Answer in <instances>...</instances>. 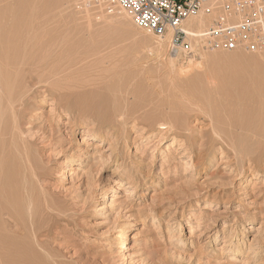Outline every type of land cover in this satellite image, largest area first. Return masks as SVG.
I'll return each instance as SVG.
<instances>
[{
  "label": "rangeland",
  "instance_id": "1",
  "mask_svg": "<svg viewBox=\"0 0 264 264\" xmlns=\"http://www.w3.org/2000/svg\"><path fill=\"white\" fill-rule=\"evenodd\" d=\"M113 3L0 0V54L11 49L12 63L33 55L38 64L8 94L23 98L13 103L26 144L15 140L13 147L8 130L0 131V264H264V144L261 159L252 150L261 135L264 143V49L202 50L194 39L195 57L179 51L175 63L212 55L199 75L204 80L177 79L162 65L171 55L167 46L151 56L147 48L158 38ZM54 80L57 88L46 83ZM104 117L117 128L107 133ZM228 124L241 125L230 130L236 142L248 139L239 143H248L247 153L224 136ZM76 155L81 159L62 179L66 159ZM122 223L123 253L112 243Z\"/></svg>",
  "mask_w": 264,
  "mask_h": 264
},
{
  "label": "bare ground",
  "instance_id": "2",
  "mask_svg": "<svg viewBox=\"0 0 264 264\" xmlns=\"http://www.w3.org/2000/svg\"><path fill=\"white\" fill-rule=\"evenodd\" d=\"M110 2H111V0H110ZM113 4H115V6H117L118 8H119V10H118V8H117V10L118 11H120V13L121 12H123L122 10H121V8L116 4V3H113ZM127 13H125L123 16H127L126 15ZM121 15V14H120ZM129 17H127V19H128ZM217 18H228L227 16H225L223 13H221V12H218V11H214L212 14H209V15H204L203 13H199L197 16H194V17H190V18H187L185 21H184V24H185V26H186V28H185V30L187 31V32H190V33H192V34H195V33H200V32H203V31H205L209 26H210V24H212V22L215 20V19H217ZM131 22H132V20L131 19H129ZM1 24V23H0ZM2 29V28H1ZM5 31V30H4ZM1 32V31H0ZM148 31H146V33H147ZM8 33V32H7ZM6 33V34H7ZM149 33V32H148ZM10 34V33H9ZM3 35V34H2ZM1 36V35H0ZM14 36V35H13ZM146 36V35H145ZM194 36H197V35H194ZM3 37V36H2ZM157 37V36H156ZM4 38H5V36H4ZM6 38H8V37H6ZM4 39V40H7V39ZM152 38V37H151ZM158 39H157V41L156 42H154L155 44H154V46L152 47H150L149 46V48H147L148 49V52L150 53V55L152 56V55H159L161 52H163L164 50H165V47L167 46V48H168V42H169V37L168 36H164V37H157ZM9 39V38H8ZM14 39V38H13ZM149 39V38H148ZM16 40V39H15ZM155 40V39H154ZM9 41V40H8ZM7 41V42H8ZM19 41V40H18ZM146 41V40H145ZM144 41V42H145ZM148 41V40H147ZM3 42H6V41H3ZM9 42H13V40H11V41H9ZM15 42V41H14ZM17 42V41H16ZM196 42V41H195ZM0 43H2V40L0 39ZM146 43V42H145ZM144 43V44H145ZM152 43V42H151ZM9 44V43H8ZM15 44V43H14ZM12 45V46H14V48H15V45ZM18 44H20V42L18 43ZM148 44V43H147ZM3 45H4V43H3ZM194 45H197V44H194ZM193 45V46H194ZM11 46V48H13ZM17 46V45H16ZM24 46H26V45H24ZM23 46V47H24ZM145 46H147V45H145ZM144 46V47H145ZM7 47V46H6ZM19 47V46H18ZM21 47H22V44H21ZM29 46H27V48H28ZM198 47V46H197ZM25 48V47H24ZM27 48L25 49V51L27 50ZM166 48V49H167ZM5 50V49H4ZM29 50V49H28ZM169 50V49H168ZM203 50V49H202ZM17 51V50H16ZM262 51V50H261ZM14 53V52H13ZM20 53V52H19ZM18 53V54H19ZM146 53V52H145ZM164 53H165V51H164ZM180 52L178 51V52H175V53H170L171 55H170V57L168 58V60L167 61H164V63H162V65L164 66V64L169 68V74H168V76H170V75H174L175 76V78H177V76L178 77H182V76H185V75H187V76H185V77H188V76H197L198 78H200L199 77V75L201 74V73H203L204 75H205V72H206V70H204L205 69V66H206V64H208L209 63V61H210V57L212 56H208L207 54H204V56H203V54L202 55H200L199 57H196V59H187L186 61V66L185 67H180V68H177V67H179L180 65H178V66H176V63H175V60H176V58L178 57V54H179ZM198 53V52H197ZM205 53V52H204ZM11 54H12V50L11 49H8V50H6V53H1L0 54V131H3L5 128L8 130V133H6L5 132V134H7V135H9V141L11 140V145H12V143L14 142H16L15 140H17V141H19L20 142V144L22 143V145H25L26 143V139H24L23 137H24V132H22V127H21V125L22 124H20L21 122H20V118H22V117H20L19 118V116H18V112H17V110H15L16 109V106H14V104H17V102H19L20 100H22L20 97V100H18L17 101V99H13L14 101H17V102H14L13 103V100H10V97H8V94H10L17 86H19V85H16V84H18V82H20L23 78H24V75L26 74V71H30V74L34 71V69L35 68H37L38 67V64H36V62L35 61H33L32 60V56L33 55H31V57L29 56V57H27V56H22V58H20L16 63H15V61L12 63V58H11V60H10V57H11ZM26 54V53H25ZM14 55L16 56V53H14ZM20 55V54H19ZM199 55V54H198ZM138 56H141V55H138ZM213 56H214V54H213ZM17 57H21V56H18L17 55ZM160 57V56H159ZM195 57V56H194ZM15 58V57H14ZM133 58V57H132ZM139 58V57H138ZM162 58V57H161ZM197 58H198V60H197ZM213 59H214V57H212ZM129 59V58H128ZM165 59V58H164ZM17 60V59H16ZM134 60V59H133ZM137 60V59H136ZM149 60H150V58H149ZM155 60V59H154ZM153 60V61H154ZM130 61V60H129ZM152 61V60H151ZM263 61V60H262ZM37 65V67H36V65H34V63ZM160 63V62H159ZM178 63V62H177ZM161 64V63H160ZM178 64H180V63H178ZM136 65V64H135ZM184 65V64H183ZM44 67V66H43ZM42 67V68H43ZM132 69V68H131ZM42 70V69H41ZM40 70V71H41ZM146 70V69H145ZM209 71V70H208ZM168 72V71H167ZM42 74H44V73H42ZM41 74V75H42ZM148 74H150V73H148ZM190 74V75H189ZM207 74V73H206ZM28 76H29V74H27ZM211 75V74H210ZM27 76V77H28ZM31 76V75H30ZM149 76V75H148ZM249 76V75H248ZM26 77V76H25ZM26 77V78H27ZM196 77V78H197ZM205 77H207V76H205ZM46 78V77H45ZM171 78V77H170ZM173 78V77H172ZM175 78H173V79H175ZM189 78V77H188ZM197 78V79H198ZM211 78H213V77H211ZM210 78V79H211ZM216 78V77H215ZM214 78V79H215ZM40 79V78H39ZM48 79V78H47ZM47 79H46V81H47ZM50 79V78H49ZM178 79V78H177ZM200 79H202V77L200 78ZM207 79H209V78H206V80ZM209 79V80H210ZM258 79V78H257ZM182 80V79H181ZM181 80H179V81H181ZM204 79H202V81H203ZM206 80H205V82H206ZM213 80V79H212ZM49 81V80H48ZM199 81V80H198ZM208 81V80H207ZM54 82H55V80L54 81H51V82H46V83H48V85H49V83L51 84L52 83V85H51V87L54 85ZM199 82H201V81H199ZM232 82H234V81H232ZM255 82V81H254ZM253 82V83H254ZM56 83V82H55ZM208 83H210V82H208ZM213 83H214V81H213ZM170 84H172V83H170ZM203 84H205V83H203ZM231 84V83H230ZM235 84V83H234ZM56 85H57V83H56ZM59 85V84H58ZM213 85V84H212ZM258 85V84H257ZM24 86H25V84H24ZM55 86V85H54ZM204 86H206V84L204 85ZM210 87H211V85H209ZM262 86V85H261ZM56 87V86H55ZM58 87V86H57ZM56 87V88H57ZM200 87H202V85H200ZM227 87V86H226ZM230 87V86H229ZM234 87V86H233ZM25 88V87H24ZM142 88V87H141ZM213 88V87H212ZM212 88H210V89H212ZM230 88H232V86L230 87ZM20 89V88H19ZM21 89H22V87H21ZM30 89V88H29ZM49 89H51V88H49ZM59 89V88H58ZM61 89V88H60ZM128 89V88H127ZM200 89V88H199ZM209 88H207V90H208ZM237 89V88H236ZM22 90H24V89H22ZM26 88H25V92H26ZM52 90V89H51ZM140 90V89H139ZM196 90V89H195ZM202 90V89H201ZM223 90V89H222ZM230 90V89H229ZM255 90V89H254ZM258 90V89H257ZM16 91H18V90H16ZM22 92V94L23 93H25V92ZM120 91V90H119ZM262 91V90H261ZM21 92V91H20ZM20 92L18 93L19 95H22V94H20ZM61 92V91H60ZM117 92H118V90H117ZM197 92V91H196ZM201 92V91H200ZM211 92V91H210ZM217 92H219V91H217ZM242 92V91H241ZM236 93V92H235ZM118 94V93H117ZM208 94V93H207ZM225 94V93H224ZM227 94V93H226ZM14 95V94H13ZM12 95V96H13ZM15 95H16V93H15ZM28 95V94H27ZM126 95V94H125ZM141 94H139V96H140ZM143 95V94H142ZM216 95V94H215ZM235 95V94H234ZM197 96V95H196ZM219 96V95H218ZM224 96V95H223ZM223 96H222V98H223ZM239 96V95H238ZM237 96V97H238ZM5 97V101H7V103L5 104V102L3 103V98ZM22 97H23V95H22ZM113 97H115V95L113 96ZM209 97V96H208ZM211 97V96H210ZM209 97V98H210ZM214 97V96H213ZM236 97V96H235ZM237 97H236V99H237ZM243 97V96H242ZM241 97V98H242ZM255 97V96H254ZM258 97V96H257ZM256 97V98H257ZM9 98V99H8ZM25 98V97H24ZM28 98V97H27ZM121 98V97H120ZM137 98H139V97H137ZM205 98V97H204ZM215 98V97H214ZM225 98V97H224ZM125 99V98H124ZM139 99H141V98H139ZM190 99V98H189ZM192 99V98H191ZM200 99V98H199ZM207 99V98H206ZM230 99V98H229ZM228 99V100H229ZM246 99V98H245ZM255 99V98H254ZM258 99H260L259 97H258ZM264 99V98H263ZM28 100H30V99H27V102H28ZM193 100V99H192ZM212 100V99H211ZM216 100V99H215ZM220 100H221V98H220ZM257 100V99H256ZM113 101H115V100H113ZM195 101V100H194ZM193 101V102H194ZM200 101V100H199ZM206 101L207 100H205V103H206ZM232 101V100H231ZM235 101V100H234ZM237 101V100H236ZM235 101V102H236ZM238 101H239V99H238ZM260 101V100H259ZM261 101H262V99H261ZM118 102V101H117ZM122 102H123V99H122ZM124 102H125V100H124ZM225 102V101H224ZM227 102V101H226ZM241 102V101H240ZM245 102V101H244ZM244 102H243V100H242V102H241V104L243 103L244 104ZM21 103V102H20ZM32 103V102H31ZM114 103V102H113ZM112 103V104H113ZM116 103V102H115ZM114 103V105H117L118 106V104H115ZM199 103V102H198ZM201 103H203V102H201ZM216 103V102H215ZM214 103V104H215ZM254 103V102H253ZM256 103H258V102H256ZM262 103V102H261ZM260 102L258 103V105L259 104H261ZM33 104V103H32ZM125 104V103H124ZM212 104V103H211ZM228 104V103H227ZM232 104V103H231ZM238 104V103H237ZM26 105V104H25ZM114 105H112L113 107H114ZM126 105V104H125ZM194 105V104H193ZM204 105V104H203ZM203 105H201L200 104V106H203ZM206 105H209L210 106V103H207ZM205 105V106H206ZM229 105V104H228ZM247 105V104H246ZM257 105V106H258ZM24 106V105H23ZM32 106H34V105H32ZM124 106V105H123ZM134 106V105H133ZM208 106V107H209ZM239 106H240V104H239ZM260 106H262V105H260ZM20 107V106H19ZM18 106H17V108H19ZM125 107H127V106H125ZM130 107V106H129ZM145 107V106H144ZM149 107V106H148ZM154 107V106H153ZM195 107V106H194ZM211 107V106H210ZM225 107V106H224ZM223 107V109L225 110V108ZM229 107V106H228ZM227 107V108H228ZM250 107V106H249ZM256 107V106H255ZM134 108V107H133ZM202 108H204V107H202ZM213 108H214V106H213ZM221 108V107H220ZM220 108H219V110H220ZM234 108V107H233ZM232 108V109H233ZM262 108V107H261ZM102 109L104 110V107L102 106ZM112 109V108H111ZM119 109V108H118ZM125 109V108H124ZM197 109H198V107H197ZM215 109V108H214ZM218 109V108H217ZM238 109V108H237ZM264 109V108H263ZM123 110V109H122ZM126 110V109H125ZM203 110V109H202ZM231 110V109H230ZM245 110V109H244ZM20 111L21 112H26V111H22V108L20 109ZM105 111V110H104ZM117 111V110H116ZM185 111H187V110H185ZM198 111H200V110H198ZM204 111V110H203ZM202 111V112H203ZM209 111V113H212V112H214V111H216L215 113H217L218 111L217 110H212L211 109V111L210 110H208ZM221 111V110H220ZM219 111V113H222V112H220ZM233 111V110H232ZM240 111V110H239ZM241 111H243V110H241ZM246 111V110H245ZM142 112V111H141ZM175 112V111H174ZM178 112V111H177ZM181 112V111H180ZM202 112H201V114H202ZM207 112V111H206ZM261 112H262V109H261ZM260 112V119H261V121H263L264 122V118H262L263 117V114ZM97 113V112H96ZM121 113H122V111H121ZM120 113V114H121ZM190 113V112H189ZM208 112H207V114H209ZM224 113V112H223ZM253 113V112H252ZM10 115L9 117H10V122H11V124L10 125H8V124H5L4 123V119H5V116H8V115ZM95 114V113H94ZM162 114V113H161ZM229 114V113H228ZM228 114H227V116H228ZM251 114V113H250ZM258 114V113H257ZM79 115V114H78ZM212 115V114H211ZM216 115V114H215ZM217 115H218V113H217ZM239 115L241 116V114L239 113ZM99 116V115H98ZM113 116H114V114H113ZM119 116H121V115H119ZM123 116V115H122ZM124 116H125V114H124ZM229 116H231V115H229ZM229 116H228V118H229ZM233 116V115H232ZM244 116H245V113H244ZM243 116V117H244ZM254 116V115H253ZM256 116H258V115H256ZM106 117V116H105ZM105 117H104V119L102 120L103 121V123H101V124H104V128H105V131H107V133L109 132V131H111V130H113V129H116L117 127V123H115L114 121H111V120H108V121H106V119H105ZM168 117V116H167ZM8 118V117H7ZM99 118V117H98ZM97 118V119H98ZM116 118V117H115ZM178 118V117H177ZM187 118V117H186ZM213 121H214V116H212V117H210ZM249 118V117H248ZM247 118V119H248ZM256 119H257V117H255ZM255 118H253V120L255 119ZM258 118H259V116H258ZM9 119V118H8ZM123 119V118H122ZM245 119H246V117H244V122H245ZM90 120V119H89ZM165 120V119H164ZM167 120V119H166ZM177 120V119H176ZM182 120V119H181ZM212 120H210V121H212ZM221 120V119H220ZM223 120V119H222ZM240 120H242L241 118L238 120L237 119V121L239 122ZM23 121V120H22ZM101 121V122H102ZM186 121H188L187 119H186ZM247 121V123H248V120H246ZM250 121H252V118H251V120ZM257 121V120H256ZM259 122L260 123V125L262 126V124L261 123H263V122ZM231 122V121H230ZM258 122V121H257ZM93 123H94V121H93ZM216 123V122H215ZM221 123H222V121H221ZM240 123V122H239ZM246 123V124H247ZM256 123V122H255ZM24 124V123H23ZM96 124V123H95ZM167 124V123H166ZM177 124V123H176ZM175 124V125H176ZM213 125H214V123H212ZM219 124V123H218ZM218 124L216 125V127L218 126ZM224 123H222V124H220L221 126L223 125ZM241 124H243V122L241 121ZM258 124V123H257ZM257 124L253 127V126H251V127H249L250 128V130L252 131V127H253V130L255 129V130H257L258 129V127L260 126H258L257 127ZM93 125V124H92ZM190 125V124H189ZM219 125V126H220ZM250 125V123H248V126ZM23 126V125H22ZM28 126V125H27ZM97 126V125H96ZM224 126H225V124H224ZM228 126H229V133L228 134H224V136L227 138V139H229L230 140V142H232V145L234 146V145H238L241 149H243L242 150V152H244L247 148H249L247 145H248V143L246 144L245 142L248 140L245 136H239V137H241V139H242V137H244L245 139H247L246 141H245V139L243 138L242 140H244L245 142L244 143H242V144H239L240 143V141H241V139L240 138H238L237 140H240L239 141V143H238V141L236 142L235 141V135L233 136L232 135V131L230 130V129H232V128H234L235 126L234 125H232V124H228ZM234 126V127H233ZM247 126V125H246ZM247 126V127H248ZM181 127V126H180ZM241 128V125H239V126H236L235 128ZM264 127V126H263ZM222 128H223V126H222ZM227 126H226V130H227ZM245 128V127H244ZM243 128V129H244ZM249 128H245L246 130L247 129H249ZM262 128V127H261ZM173 129V128H172ZM179 129V128H178ZM224 129V128H223ZM6 130V131H7ZM233 130V129H232ZM246 130H244V131H246ZM252 131V132H254L252 135H254L255 136V140H256V137H260L257 133V131L259 130H257V131ZM263 130V129H262ZM117 131V130H116ZM179 131V130H178ZM215 133L214 134H216V136H218L219 138H221L220 137V134H219V131H218V129L217 128H214V130H213ZM241 131V130H240ZM261 131V130H260ZM264 131V130H263ZM103 132V131H102ZM115 132V131H114ZM114 132H113V134H114ZM117 132H119V131H117ZM247 132V131H246ZM257 132V133H256ZM262 132V131H261ZM261 132H259V133H261ZM1 133V132H0ZM24 133V134H23ZM251 133V132H250ZM4 134V133H3ZM23 134V135H22ZM104 134H105V132H104ZM119 134V133H118ZM262 134V133H261ZM264 134V133H263ZM1 135V134H0ZM108 135V134H107ZM250 135V134H249ZM2 136H4V135H2ZM23 136V137H22ZM246 136H248V134L246 133ZM251 136V135H250ZM5 137V136H4ZM106 137V136H105ZM262 137H263V135H261V139H262ZM1 138V137H0ZM28 138V137H27ZM225 139V138H224ZM258 139V138H257ZM260 139V140H261ZM264 139V138H263ZM1 140H2V138H1ZM259 140V139H258ZM257 140V143L255 144V146H254V143H253V145H251L250 147H252V146H254V147H252L253 149V156H254V158H258V159H261V153H262V151H263V147H264V145H263V147H262V144H264L263 142H261L260 140L258 141ZM222 142H223V140H221ZM225 141V140H224ZM251 140H249V142H250ZM1 142H3V141H1ZM28 142V141H27ZM241 142H243V141H241ZM248 142V141H247ZM7 143V142H6ZM18 143V142H17ZM17 143H16V145H17ZM10 144V142L8 143V145ZM31 144V143H30ZM29 144V142H28V145H30ZM231 144V143H230ZM250 144V143H249ZM8 145H7V147H8ZM3 147H4V145H2ZM13 146V145H12ZM18 146H19V143H18ZM14 147V146H13ZM239 147H238V149H239ZM8 148H11L10 146L8 147ZM25 149H26V146L24 147ZM3 149V148H2ZM13 149V148H12ZM15 149H16V147H15ZM236 149V148H235ZM245 149V150H244ZM250 149V148H249ZM6 150H7V148H6ZM5 150V151H6ZM9 150V149H8ZM248 150V149H247ZM249 151V150H248ZM27 152H31V151H28L27 150ZM246 152V151H245ZM8 153V152H7ZM14 153H15V151H14ZM21 153H23V152H21ZM26 153V152H25ZM247 153V152H246ZM252 153V152H251ZM27 154V153H26ZM26 154H25V157H26ZM29 154V153H28ZM263 154V153H262ZM0 155H2V151H0ZM17 155V154H16ZM20 156H21V154H20ZM23 156H24V153H23ZM242 156V155H241ZM27 157H28V155H27ZM243 157V156H242ZM3 158V157H2ZM16 159H17V157H16ZM29 159V158H28ZM79 159H81L78 155H76V157L75 158H73V157H69V158H67L66 159V161H67V164H66V167H65V169H63V171H62V175H61V177H62V179H64L66 176H68V175H70L71 173H70V171H71V165H72V163H74V162H77L76 160H79ZM5 160H7V159H5ZM4 160V161H5ZM19 160H21V159H19ZM23 160V159H22ZM34 160V159H33ZM243 160V159H242ZM245 160V159H244ZM255 160V159H254ZM3 161V159H2V161L1 162H4ZM24 161H26L25 160V158H24ZM23 161V162H24ZM29 161V160H28ZM249 161V160H248ZM19 162V161H18ZM21 162V161H20ZM19 162V163H20ZM80 162V161H79ZM263 162V161H262ZM7 163V162H6ZM22 163V162H21ZM243 163V162H242ZM2 164V163H1ZM23 164V163H22ZM29 164V163H28ZM15 165V164H14ZM18 165V164H17ZM27 164H25V166H26ZM260 165H262L263 166V164L262 163H260ZM259 165V166H260ZM3 166V165H2ZM23 166H24V164H23ZM0 167H1V165H0ZM3 168V167H2ZM24 168V167H23ZM28 168V167H27ZM12 169H13V167H12ZM9 170V169H8ZM18 170V169H17ZM24 170V169H23ZM27 170V169H26ZM1 171V170H0ZM5 172H6V170H4ZM3 171V172H4ZM12 171V170H11ZM28 172V171H27ZM1 173V172H0ZM19 173V172H18ZM25 173V172H24ZM23 173V174H24ZM22 174V175H23ZM31 174V173H30ZM252 174H258V169H255L254 168V170H253V173H251V175ZM3 175V174H2ZM25 175V174H24ZM13 176V175H12ZM15 177V176H14ZM24 178H23V180H26V176H23ZM30 177H32V176H30ZM29 177V178H30ZM34 178H36V177H34ZM8 179V178H7ZM12 179V178H11ZM19 179V178H18ZM21 179V178H20ZM36 180V179H35ZM17 181V180H16ZM14 182V181H13ZM18 182H20L19 180H18ZM22 182V181H21ZM24 182V181H23ZM25 184L27 183V182H24ZM19 184H21V183H19ZM11 185H12V183H11ZM0 186H2V184L0 185ZM9 186V185H8ZM7 186V187H8ZM18 186H20V185H18ZM21 186H23V185H21ZM6 187V188H7ZM28 188H30V186L28 185L27 186ZM14 188V187H13ZM23 188V187H22ZM8 189V188H7ZM21 189V188H20ZM24 189H25V187H24ZM24 189H22V190H24ZM31 189V188H30ZM29 189V190H30ZM28 190V189H27ZM0 191H2L1 189H0ZM11 191H13V190H11ZM34 191V190H33ZM24 192H25V190H24ZM106 190L104 189L101 193H102V195H101V198H104L105 196H106ZM13 192H11V197H12V195L14 196V194H15V192H14V194H12ZM30 193V192H29ZM9 194H10V192H9ZM23 194H25V193H23ZM26 194H28V192L26 193ZM32 194H34V193H32ZM32 194H31V197H32ZM16 195V194H15ZM19 195H21V193L19 194ZM17 196V195H16ZM22 196V195H21ZM35 196H37V195H35ZM35 196H33V197H35ZM2 197V196H1ZM18 197V196H17ZM24 197V196H23ZM22 197V198H23ZM29 197H30V194H29V196H28V199H27V197H26V199H27V202H30V201H28L29 200ZM19 199V198H18ZM38 199V198H37ZM37 199H36V201H35V198H34V201L35 202H37ZM17 200V199H16ZM19 200H21V199H19ZM24 200V199H23ZM22 200V201H23ZM30 200H31V198H30ZM11 202V201H10ZM18 202V201H17ZM33 202V199L31 200V202L30 203H32ZM38 203V202H37ZM26 204V203H25ZM34 204V203H33ZM33 204H30V205H33ZM104 204V203H103ZM21 205V204H20ZM26 205H29L28 203L26 204ZM23 206V205H22ZM32 207V206H31ZM30 207V208H31ZM35 207V206H34ZM7 209V208H6ZM20 209V208H19ZM34 210V208H31V210ZM102 209V210H101ZM1 210V209H0ZM10 210V209H9ZM98 210H101V211H103L104 210V208L101 206ZM24 212L26 213V211L24 210ZM30 213V212H29ZM5 214V213H4ZM28 214V213H27ZM1 215V214H0ZM24 215V214H23ZM30 215L32 216V214L30 213ZM2 216V215H1ZM0 216V217H1ZM29 217V216H28ZM29 219V218H28ZM29 221V220H28ZM29 223V222H28ZM14 225H16V223L14 222ZM29 225H30V223H29ZM1 227V226H0ZM19 228V227H18ZM1 230V229H0ZM18 230H20V229H18ZM29 230V229H28ZM21 231V230H20ZM30 231H32L31 229H30ZM128 231H127V225L125 224V223H122L120 226H119V234L117 235V236H115V237H113L112 238V240H113V242L112 243H114V246L117 248V250H118V252H124V250L127 248V243H126V239H127V233ZM12 233V232H11ZM11 233H8L9 235L11 234ZM2 234V233H1ZM34 234V233H33ZM5 235V234H4ZM8 235V236H9ZM13 235V234H12ZM5 236H7V235H5ZM3 237V236H2ZM6 238V237H5ZM7 239H8V237H7ZM10 239H11V237H10ZM12 241H13V238L11 239ZM17 240V239H16ZM37 240V239H36ZM1 242H3L2 240H0ZM24 242H25V240H23ZM10 242V241H9ZM34 242V241H33ZM26 243V242H25ZM25 243H23V244H25ZM1 244V243H0ZM8 244V243H7ZM14 244V243H13ZM29 244V243H28ZM37 244V243H36ZM35 244V245H36ZM1 245H3V243L1 244ZM5 245V244H4ZM11 245H12V243H11ZM15 245V244H14ZM26 245V244H25ZM30 245V244H29ZM6 246V245H5ZM4 246V247H5ZM16 246V245H15ZM27 246V245H26ZM113 246V245H112ZM1 247V246H0ZM2 248V247H1ZM8 248V247H7ZM6 247H5V249H7ZM12 248V247H11ZM28 248V247H27ZM4 249V251L6 252L7 250H5ZM13 249V248H12ZM1 250V249H0ZM21 250V249H20ZM19 250V251H20ZM32 250V249H31ZM12 251V250H11ZM1 252H3V251H1ZM9 252V251H8ZM21 252V251H20ZM30 252H32V251H30ZM10 253V252H9ZM22 253H23V251H22ZM12 255H14L13 253H12ZM9 256H11V255H9ZM15 256V255H14ZM17 256V255H16ZM22 256V255H21ZM12 257V256H11ZM9 258V257H8ZM15 258V257H14ZM2 260V259H1ZM5 260V259H4ZM4 260H3V262H4ZM14 260H16V259H14ZM9 261V260H8ZM5 262H7V261H5ZM4 262V263H5ZM3 263V264H4Z\"/></svg>",
  "mask_w": 264,
  "mask_h": 264
},
{
  "label": "built area",
  "instance_id": "3",
  "mask_svg": "<svg viewBox=\"0 0 264 264\" xmlns=\"http://www.w3.org/2000/svg\"><path fill=\"white\" fill-rule=\"evenodd\" d=\"M138 28L169 37L170 53L194 57L193 40L203 50L259 52L264 49V0H113ZM223 13L203 32L185 30L187 18ZM197 35V36H194Z\"/></svg>",
  "mask_w": 264,
  "mask_h": 264
}]
</instances>
